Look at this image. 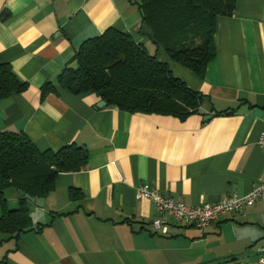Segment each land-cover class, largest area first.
Listing matches in <instances>:
<instances>
[{"label": "crops", "instance_id": "obj_1", "mask_svg": "<svg viewBox=\"0 0 264 264\" xmlns=\"http://www.w3.org/2000/svg\"><path fill=\"white\" fill-rule=\"evenodd\" d=\"M139 3L0 0V60L28 84L0 100V133L23 132L41 151L74 144L89 153L84 169L57 177L43 206L27 199L32 229L0 233V264H258L264 256V198L205 230L166 216L167 234L153 228L154 202L138 198L147 185L196 207L264 184V0H236L234 15L217 18L216 56L203 76L152 41ZM110 29L200 95L198 112L130 113L62 87L82 45ZM47 84L55 89L43 98ZM4 195L10 210L20 208L17 189Z\"/></svg>", "mask_w": 264, "mask_h": 264}, {"label": "trees", "instance_id": "obj_2", "mask_svg": "<svg viewBox=\"0 0 264 264\" xmlns=\"http://www.w3.org/2000/svg\"><path fill=\"white\" fill-rule=\"evenodd\" d=\"M144 27L171 59L199 76L216 56L217 18L232 16L236 0H140ZM76 67L66 69L60 85L76 95L96 94L109 106L130 113L173 116L182 120L198 112L202 97L176 78L130 35L115 29L85 42L76 53ZM28 84L0 60V100L22 94ZM55 88L47 84L44 98ZM88 150L68 145L41 151L23 133H0V233L18 238L32 229L26 194L45 199L61 173L78 172ZM15 188L20 208L10 210L5 191Z\"/></svg>", "mask_w": 264, "mask_h": 264}, {"label": "built area", "instance_id": "obj_3", "mask_svg": "<svg viewBox=\"0 0 264 264\" xmlns=\"http://www.w3.org/2000/svg\"><path fill=\"white\" fill-rule=\"evenodd\" d=\"M258 145L264 149V129ZM143 197L150 198L154 202L161 216L152 221L156 233L167 234L169 232V221L166 219L169 215L177 221L194 223L199 229L205 230L223 215L241 211L244 207L255 204L259 198H264V184L254 187L246 196L230 195L216 203H204L196 207L175 201L173 198H164L147 185L139 188L138 198ZM231 264L244 263L237 260ZM258 264H264V256Z\"/></svg>", "mask_w": 264, "mask_h": 264}, {"label": "water", "instance_id": "obj_4", "mask_svg": "<svg viewBox=\"0 0 264 264\" xmlns=\"http://www.w3.org/2000/svg\"><path fill=\"white\" fill-rule=\"evenodd\" d=\"M104 105H106V102L105 101H102L100 104H99V106H104ZM208 119H211V116H207L206 117V120H208ZM25 198H27L28 200H30L31 202H34V203H36L38 206H43L44 205V199H37V198H35V197H32V196H30L29 194H26L25 195ZM249 253H253V252H249Z\"/></svg>", "mask_w": 264, "mask_h": 264}]
</instances>
